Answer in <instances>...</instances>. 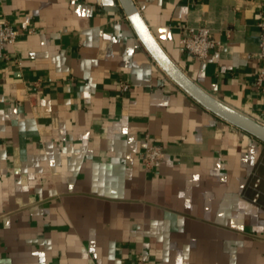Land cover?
<instances>
[{
  "label": "crops",
  "instance_id": "0c3cea01",
  "mask_svg": "<svg viewBox=\"0 0 264 264\" xmlns=\"http://www.w3.org/2000/svg\"><path fill=\"white\" fill-rule=\"evenodd\" d=\"M131 1L191 82L264 126V0ZM0 21L18 32L0 58V264H264L246 198L264 144L180 89L118 0H0ZM200 25L221 43L204 61L179 43Z\"/></svg>",
  "mask_w": 264,
  "mask_h": 264
},
{
  "label": "built area",
  "instance_id": "2783aa9c",
  "mask_svg": "<svg viewBox=\"0 0 264 264\" xmlns=\"http://www.w3.org/2000/svg\"><path fill=\"white\" fill-rule=\"evenodd\" d=\"M259 44L256 60L261 63V68L256 75L255 84L264 85V20L258 23ZM18 32L7 22L0 21V58L4 57L3 47L5 44H14L17 41ZM180 46L197 61H204L210 51H218L221 43L217 41L211 30L203 25L185 27L180 38ZM122 92L128 90V85H121ZM164 152L159 145H147L141 155V161L147 169H158L163 162ZM247 200L254 206L264 210V151L257 161L251 173L246 187Z\"/></svg>",
  "mask_w": 264,
  "mask_h": 264
},
{
  "label": "water",
  "instance_id": "95a60500",
  "mask_svg": "<svg viewBox=\"0 0 264 264\" xmlns=\"http://www.w3.org/2000/svg\"><path fill=\"white\" fill-rule=\"evenodd\" d=\"M137 38L164 73L191 99L216 117L264 144V126L234 110L191 82L154 41L131 0H118Z\"/></svg>",
  "mask_w": 264,
  "mask_h": 264
}]
</instances>
